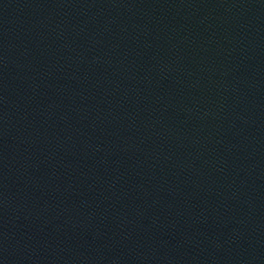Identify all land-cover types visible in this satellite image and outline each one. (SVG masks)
Returning <instances> with one entry per match:
<instances>
[{"label": "water", "instance_id": "1", "mask_svg": "<svg viewBox=\"0 0 264 264\" xmlns=\"http://www.w3.org/2000/svg\"><path fill=\"white\" fill-rule=\"evenodd\" d=\"M0 264H264V0H0Z\"/></svg>", "mask_w": 264, "mask_h": 264}]
</instances>
